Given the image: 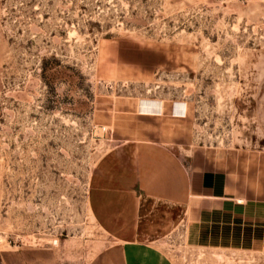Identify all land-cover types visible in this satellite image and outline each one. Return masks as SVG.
<instances>
[{"label": "rangeland", "instance_id": "obj_1", "mask_svg": "<svg viewBox=\"0 0 264 264\" xmlns=\"http://www.w3.org/2000/svg\"><path fill=\"white\" fill-rule=\"evenodd\" d=\"M129 143L115 235L90 191ZM0 264H264V0H0Z\"/></svg>", "mask_w": 264, "mask_h": 264}, {"label": "crops", "instance_id": "obj_2", "mask_svg": "<svg viewBox=\"0 0 264 264\" xmlns=\"http://www.w3.org/2000/svg\"><path fill=\"white\" fill-rule=\"evenodd\" d=\"M149 106L153 108L155 105ZM175 107L173 112L177 114L179 110ZM142 108L149 111L147 105ZM141 158L142 153L137 144H125L103 156L94 172V189L90 191L91 208L99 224L115 235L136 229L135 215L141 209V204L136 206L142 183ZM119 238L132 239L126 236Z\"/></svg>", "mask_w": 264, "mask_h": 264}, {"label": "bare ground", "instance_id": "obj_3", "mask_svg": "<svg viewBox=\"0 0 264 264\" xmlns=\"http://www.w3.org/2000/svg\"><path fill=\"white\" fill-rule=\"evenodd\" d=\"M145 102H146V101H145ZM140 104H141V103H140ZM146 105H147V108H148V109L151 108V107L149 106V104H141V107L146 106ZM181 105H182V104H181ZM181 105H180V106H176L177 108H176V107H175V108H176L177 110H179V111H180V110H183V109H181ZM152 107H153V106H152ZM182 107H183V106H182ZM176 109H175V110H176ZM149 111H150V110H149ZM145 112H146V111H145ZM175 114H176V113H175Z\"/></svg>", "mask_w": 264, "mask_h": 264}]
</instances>
